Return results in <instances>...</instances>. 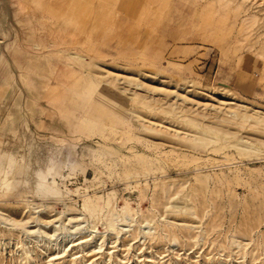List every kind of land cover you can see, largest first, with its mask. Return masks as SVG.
<instances>
[{"label": "rangeland", "instance_id": "obj_1", "mask_svg": "<svg viewBox=\"0 0 264 264\" xmlns=\"http://www.w3.org/2000/svg\"><path fill=\"white\" fill-rule=\"evenodd\" d=\"M0 13V264H264V0Z\"/></svg>", "mask_w": 264, "mask_h": 264}, {"label": "bare ground", "instance_id": "obj_2", "mask_svg": "<svg viewBox=\"0 0 264 264\" xmlns=\"http://www.w3.org/2000/svg\"><path fill=\"white\" fill-rule=\"evenodd\" d=\"M6 15L4 13H0V35L6 36L5 35V30L4 28V24H6ZM4 61V58L2 57V55L0 54V64ZM83 77V71H78L76 72V75L74 77V83L79 84L82 80ZM63 78V76H62ZM64 79H66L64 77ZM10 88V84L7 82L6 84H2L0 86V98L5 96V94L8 92ZM230 126H233L235 123L233 122H227ZM192 128L199 130V132H201V134L203 135H210L209 131L203 128H197L195 126H192ZM228 137V136H225ZM216 138V137H215ZM198 142H201L200 140H197ZM217 141H219L218 139H215L213 141H211L210 143L213 144L214 147H216V143ZM238 144H242V146H245L247 148L251 147L254 148V144L252 143V141H248L246 139H240ZM234 147L236 148V150L238 152L241 151V149H239L237 147V145H234ZM241 147V146H239ZM99 163L102 165L103 161L99 160ZM31 167L30 166H23L22 171L24 173L27 174V171L30 170ZM21 170V169H20ZM53 172H54V166L51 165L46 172H41L40 170L34 173V178H35V188H36V193L34 195H32L31 197H27V202L28 203H32V200L34 199V197H41L42 199H56V200H61L62 199V194L60 193L59 189H57V182L53 176ZM11 178L10 177H6L5 178V183L3 184L5 188H8L11 185ZM25 185H28V181L24 182ZM203 185V183H201ZM132 193H138V191H136L135 189L132 190ZM139 194V193H138ZM129 199L127 197H123L121 199V204L124 205L126 202H128ZM61 202V201H60ZM113 202H107L106 207L108 209V214H113L114 207H113ZM98 209V208H97ZM99 212H101L100 209H98Z\"/></svg>", "mask_w": 264, "mask_h": 264}]
</instances>
